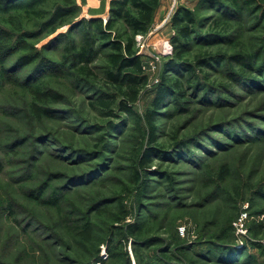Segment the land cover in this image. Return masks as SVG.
Here are the masks:
<instances>
[{
    "label": "rangeland",
    "instance_id": "1",
    "mask_svg": "<svg viewBox=\"0 0 264 264\" xmlns=\"http://www.w3.org/2000/svg\"><path fill=\"white\" fill-rule=\"evenodd\" d=\"M197 1L161 0L149 32L136 37L149 76L133 105L139 114L155 97L172 53L174 12ZM76 2L80 14L51 34L40 30L35 16L0 13V26L10 33L4 44L18 40L11 58L35 49L50 63L28 65L11 73L12 80L0 77V264H80L98 250L104 264H121L122 251L131 264H145L156 262L162 249L173 260L182 256L195 264H264V73L254 71L263 79L231 81L224 64L202 69L210 75L208 86L188 88V108L173 99L158 115L162 153L143 188L135 181V157L144 124L100 103L104 92L116 94L107 85L110 48L96 55L92 74L76 79L80 65L66 53L69 38L60 40L72 31L81 41L84 19L105 22L110 0ZM207 13L215 12H201ZM246 20L242 42L252 52L262 49L264 58V19ZM25 31L32 33L23 36ZM179 140L187 142L176 145ZM243 213L246 232L237 235L235 222ZM129 224L152 243L141 246L125 233L115 241L120 255L111 261L107 240L116 227ZM228 226L238 257L225 263L207 250ZM183 245L190 247L186 255L178 249Z\"/></svg>",
    "mask_w": 264,
    "mask_h": 264
},
{
    "label": "trees",
    "instance_id": "2",
    "mask_svg": "<svg viewBox=\"0 0 264 264\" xmlns=\"http://www.w3.org/2000/svg\"><path fill=\"white\" fill-rule=\"evenodd\" d=\"M70 1L66 4L61 0H0V13L23 12L29 16H35L40 21V30L51 34L71 24L80 14L81 6L76 0ZM160 2L161 0H110V14L105 22L98 17L80 22L83 34L81 41L71 36L72 31H69L66 36L63 33L60 35V40L69 38L65 46L66 53L80 65L75 75L76 79H81L83 73L92 74V63L96 55L100 50L110 48L107 54V85L113 87L116 94L110 95L104 92L100 103L110 113H114L116 106L120 111L136 116L139 123L144 124L142 144L135 157V181L143 188L147 186L146 180H149L148 175L152 172L154 159L162 153V148L157 142L158 115L163 108L169 106L173 99L179 103L182 110L188 108L192 101L188 88L192 86L200 90L202 82L208 86L207 81L210 75L202 69L216 71L224 64L226 66L224 71L231 81L258 77L263 79L261 75L264 73L262 49L252 52L242 42L247 31L246 16L252 15L256 19H264V0H198L194 8L180 5L172 16L171 22L175 29L171 39L172 53L164 64L161 78L156 85V95L142 114L136 112L133 105L139 99L143 88L149 83L148 73L138 52L136 37L149 32ZM49 7H52V10H49ZM203 10L215 13L201 14ZM31 33V31H25L23 36ZM9 34L7 29L0 26L1 78L12 80L8 78L11 73H17L33 63H36L37 68L45 63V57H40L41 52L35 49L33 53H24L12 59L11 53L17 48L18 40L13 44H4ZM198 48L202 49L199 51ZM255 70L260 71L261 75L256 76ZM200 71H203L201 76ZM18 80V78L15 79V81ZM19 81L27 86L30 85L27 81ZM2 85L0 84V87ZM209 86L217 87L211 84ZM223 86L226 89L230 88V84ZM49 94L58 101L57 93L50 91ZM105 97L110 99L107 100ZM186 142V140H179L176 145H184ZM2 169L3 164L0 161V171ZM116 229L118 230L111 232L112 236L107 240L111 261L120 255L114 243L120 241L125 233L131 235L132 239L141 246H149L152 243V239L139 237L137 225H120ZM115 236H120L119 240H113ZM214 238V243H211L207 250L208 253L218 254L220 260L225 258V263L236 261L238 252L234 247L236 242L234 228L228 226L216 233ZM186 248L190 249L189 245H183L178 249L186 255ZM163 250L161 251L163 255L158 256L156 262L150 260L145 264H195L194 260H188L182 256L173 260ZM99 253L100 250L92 260L82 261L80 264L99 262L104 264L105 260ZM122 253L126 259L121 264H131L128 253L125 251Z\"/></svg>",
    "mask_w": 264,
    "mask_h": 264
},
{
    "label": "built area",
    "instance_id": "3",
    "mask_svg": "<svg viewBox=\"0 0 264 264\" xmlns=\"http://www.w3.org/2000/svg\"><path fill=\"white\" fill-rule=\"evenodd\" d=\"M247 217V213L241 214V216L238 218V220L235 222V227H236V234L237 235H244L245 234V228H244V221ZM185 227L181 226L180 231L184 234L185 232Z\"/></svg>",
    "mask_w": 264,
    "mask_h": 264
}]
</instances>
